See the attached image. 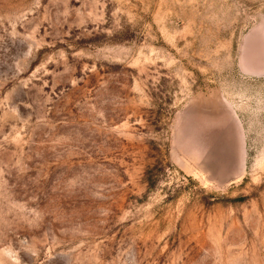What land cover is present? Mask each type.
Instances as JSON below:
<instances>
[{"label": "rangeland", "instance_id": "rangeland-1", "mask_svg": "<svg viewBox=\"0 0 264 264\" xmlns=\"http://www.w3.org/2000/svg\"><path fill=\"white\" fill-rule=\"evenodd\" d=\"M0 264H264V0H0Z\"/></svg>", "mask_w": 264, "mask_h": 264}]
</instances>
